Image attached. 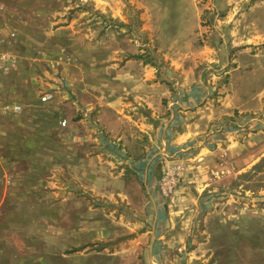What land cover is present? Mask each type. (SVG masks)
<instances>
[{"label": "rangeland", "instance_id": "1", "mask_svg": "<svg viewBox=\"0 0 264 264\" xmlns=\"http://www.w3.org/2000/svg\"><path fill=\"white\" fill-rule=\"evenodd\" d=\"M1 1L0 264H264V0ZM74 34L105 75L138 57L179 103L161 49H203L190 87L213 118L190 148L159 129L132 148L79 106Z\"/></svg>", "mask_w": 264, "mask_h": 264}, {"label": "crops", "instance_id": "2", "mask_svg": "<svg viewBox=\"0 0 264 264\" xmlns=\"http://www.w3.org/2000/svg\"><path fill=\"white\" fill-rule=\"evenodd\" d=\"M9 2L13 3L14 0ZM15 2L22 4L24 0H15ZM0 4H3L1 0ZM0 15H2L1 19L4 21L0 23L3 30L0 31V36H3L4 33L8 34L9 32L5 19L7 20L11 14L1 13ZM87 36L89 37V34H74L72 39L74 43H80L76 47L77 51L89 52L87 60L82 59V62H87V64L78 65L77 72H73L72 76L74 93L77 102L81 104L79 106L84 105L88 112H94L102 126L113 137L125 142L130 138L132 148H137L140 141L145 139H149L151 145L155 144L158 137L155 139L154 136L157 135L158 129L160 130L161 144L169 139L165 149L167 148L173 154L184 152L190 148V145L187 146V144L195 138L198 132H202L201 129L207 127L209 121L213 118L212 114H206L208 102H205L204 105V96L198 95L194 86L190 87L195 79L194 71L199 63V58L203 62L209 58L208 55H200L203 49L195 48L188 38L186 44L173 42L174 44H171L170 48H162V51L158 49L161 51L163 64L172 76L170 78L177 79V81L180 79L183 91L179 93L177 100L183 101V103H179L178 101H172L174 97L171 96L169 86H166L165 83L161 84L151 70L146 66L143 67L142 61L138 57L126 61L125 69L121 68V71H118L117 74L105 75V72L108 71L107 65L111 63L109 60L110 54L109 52L100 53L101 51L92 52L96 47L91 46L90 43L84 45L85 41L83 40ZM18 39H20L19 34ZM22 50L20 49V51ZM13 53L18 64H20L22 59L18 53ZM46 60L47 62L50 61L48 57H46ZM26 63L32 64V61L23 62V64ZM127 67L128 69L134 68L137 72L126 70ZM108 68H113V65ZM119 73L124 75L119 76ZM79 74H81V77H79ZM123 80L130 81L131 85L126 86L124 92L123 87L126 83ZM0 99L1 101H7L6 97ZM5 107L6 114L12 115L10 112H15L13 110L15 105H6ZM3 108V106L0 107L1 113L4 111ZM141 108L143 109L139 112ZM76 113L78 114V112ZM139 114L141 118H135ZM48 120L46 117L41 126L49 125ZM113 122H117L119 127H114ZM140 132L143 134H140ZM169 133L172 134L170 138L167 135ZM164 144L166 145V142ZM193 146L195 145L193 144ZM154 156L152 155L150 160ZM145 174L147 177V170Z\"/></svg>", "mask_w": 264, "mask_h": 264}, {"label": "built area", "instance_id": "3", "mask_svg": "<svg viewBox=\"0 0 264 264\" xmlns=\"http://www.w3.org/2000/svg\"><path fill=\"white\" fill-rule=\"evenodd\" d=\"M0 60H1V57H0ZM52 98H53V93L52 92H46L41 96L40 100L45 103V102L51 101ZM13 110H19V106L13 107ZM64 124H65V122H62V125H64Z\"/></svg>", "mask_w": 264, "mask_h": 264}]
</instances>
